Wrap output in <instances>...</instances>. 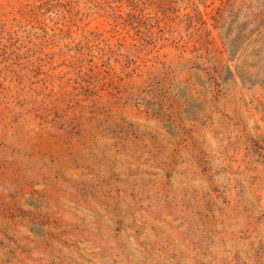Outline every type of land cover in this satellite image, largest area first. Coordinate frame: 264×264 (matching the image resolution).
Returning a JSON list of instances; mask_svg holds the SVG:
<instances>
[{"label": "rangeland", "instance_id": "374dc122", "mask_svg": "<svg viewBox=\"0 0 264 264\" xmlns=\"http://www.w3.org/2000/svg\"><path fill=\"white\" fill-rule=\"evenodd\" d=\"M0 264H264V0H0Z\"/></svg>", "mask_w": 264, "mask_h": 264}]
</instances>
